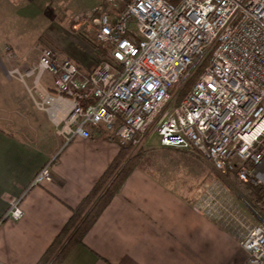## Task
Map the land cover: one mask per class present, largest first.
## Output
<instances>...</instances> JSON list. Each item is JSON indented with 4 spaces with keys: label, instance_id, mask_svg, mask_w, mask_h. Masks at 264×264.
<instances>
[{
    "label": "built area",
    "instance_id": "2783aa9c",
    "mask_svg": "<svg viewBox=\"0 0 264 264\" xmlns=\"http://www.w3.org/2000/svg\"><path fill=\"white\" fill-rule=\"evenodd\" d=\"M102 1L113 14L94 11L95 40L110 61L83 71L42 48L23 71L0 58L2 77L24 85L63 145L106 134L135 149L155 136L159 147L258 189V197L248 191L254 225L218 178L192 207L245 233L244 264H264V0ZM51 164L29 189L50 180ZM22 217L16 199L0 223Z\"/></svg>",
    "mask_w": 264,
    "mask_h": 264
},
{
    "label": "crops",
    "instance_id": "0c3cea01",
    "mask_svg": "<svg viewBox=\"0 0 264 264\" xmlns=\"http://www.w3.org/2000/svg\"><path fill=\"white\" fill-rule=\"evenodd\" d=\"M6 2L0 0V10ZM1 78L11 82L2 74ZM7 120L3 108L0 219L16 199L23 217L0 223V264H37L68 222L71 210L117 158L120 142L93 134L90 140L77 138L63 145L53 132L51 145L45 148L12 134V125L4 123ZM48 163H52L50 180L29 189ZM244 215L256 224L251 215ZM244 236L236 227L202 216L183 194L141 167L130 173L82 244L62 264H244L247 253L240 247Z\"/></svg>",
    "mask_w": 264,
    "mask_h": 264
},
{
    "label": "rangeland",
    "instance_id": "374dc122",
    "mask_svg": "<svg viewBox=\"0 0 264 264\" xmlns=\"http://www.w3.org/2000/svg\"><path fill=\"white\" fill-rule=\"evenodd\" d=\"M6 1L0 10V58L7 68L23 71L36 63L42 48L53 49L59 59H68L83 71L101 62L95 58L88 41H95L94 11L104 4L102 0ZM8 48L15 58L7 57ZM42 83L45 84V79ZM26 86H31L30 81H26ZM3 108L9 120L4 123L12 125V134L45 148L51 145L53 128L50 131L45 113L36 109L23 84L15 80L8 83L0 74V110ZM139 149L145 153L143 169L183 194L191 205L212 187L213 178H218L250 216L248 189L234 176L220 177L207 161L195 154L160 148L155 136L131 152Z\"/></svg>",
    "mask_w": 264,
    "mask_h": 264
},
{
    "label": "trees",
    "instance_id": "16d2710c",
    "mask_svg": "<svg viewBox=\"0 0 264 264\" xmlns=\"http://www.w3.org/2000/svg\"><path fill=\"white\" fill-rule=\"evenodd\" d=\"M101 10L104 13L113 14L108 5L102 4ZM88 44L98 61H110L109 48L107 46L96 40H89ZM8 49L10 50V48ZM197 76L193 77L190 84L194 82ZM119 145L120 152L117 158L99 177L91 191L80 204L71 210L68 222L37 264H62L70 252L76 246L82 244L85 235L113 198L119 193L130 173L142 167L145 156L142 149H139L137 152H131L132 148L130 146L121 143ZM229 176H232V174H229ZM243 185L253 197H258V189H253L246 184Z\"/></svg>",
    "mask_w": 264,
    "mask_h": 264
}]
</instances>
